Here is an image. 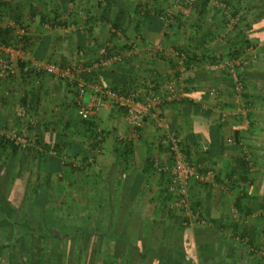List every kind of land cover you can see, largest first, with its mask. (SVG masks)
Here are the masks:
<instances>
[{"label":"crops","instance_id":"obj_1","mask_svg":"<svg viewBox=\"0 0 264 264\" xmlns=\"http://www.w3.org/2000/svg\"><path fill=\"white\" fill-rule=\"evenodd\" d=\"M8 1L26 9L35 1L65 5L64 0ZM220 1L217 5H209L210 0L207 5H172L173 20L168 26L160 18L161 5H89L88 16H81L79 25L72 20L61 25L65 23L61 21L74 19L85 9L71 5L67 11L55 6L51 16L58 10L61 18L47 16L49 23L40 25L39 18L31 24L29 48L40 58L58 59L62 64L82 60L91 65L103 47L109 55L118 53L123 58L95 69L83 96L72 83L50 75L37 80L30 76L24 83L18 76L15 83L0 84V127L11 124L15 105L12 97H3V89L15 88L27 92L36 103V130L41 146L43 139L48 143L28 152L0 145V264H186L177 257L178 250L183 251L177 235L181 233L179 217L164 210V180L156 171L157 165L171 160L164 131L150 117L136 132L112 101L96 115L81 117L79 101L90 100L96 81L115 89L143 91L155 82L158 94L165 95L166 82L178 71V64L172 55L156 51L159 47L185 49L203 62L212 56L229 58L244 49L246 39L258 44L262 50L257 60L240 70L250 102L243 105H251H247L251 127L245 126V115H227L237 106L229 75L211 72L202 63L183 71L186 95L194 100L185 97L161 108L186 157L202 169L213 167L218 184L224 187L229 168L234 164L237 170L244 168L245 150L254 154L262 150L255 142L263 144L264 130L253 120L264 119V0ZM76 26L79 31L72 32ZM76 45L83 48L78 52ZM215 93L222 95V102L214 98ZM97 126L103 131L100 143L94 131ZM231 138L238 143L230 142ZM125 144L128 149L124 151ZM98 146L100 152L95 151ZM202 186L192 183L191 197L198 198L195 202L214 224L184 230L186 255L192 259L189 264L210 263L201 257L199 243L205 250L221 252L220 259L212 260L216 264H245L225 251L245 250L238 244L241 232H248L251 243L264 249V219L258 228L248 229L231 221L225 202L230 201L228 192L216 190L204 196ZM238 196L237 201H242ZM251 196L255 201L263 199ZM234 232L239 233L234 236ZM258 261L264 264L259 258L249 264Z\"/></svg>","mask_w":264,"mask_h":264},{"label":"built area","instance_id":"obj_2","mask_svg":"<svg viewBox=\"0 0 264 264\" xmlns=\"http://www.w3.org/2000/svg\"><path fill=\"white\" fill-rule=\"evenodd\" d=\"M161 20L172 22L173 12L166 10L160 15ZM17 33L18 44L6 43L0 41V84L13 82L19 76L20 72L29 73L31 76L40 79L43 75H52L57 78L66 79L72 83L78 91L79 96H83L87 90L88 81L81 77V74L91 75L94 70L101 66L113 65L122 60L123 56L118 53L108 54L107 48L101 49V58L90 66H83L80 63H75L71 66H62L53 61H45L36 56H32L31 49L24 48L23 40L27 36V28L20 24L11 25ZM156 51L167 55H172L178 64V71L166 82L165 95H160L156 91L155 82L149 84L148 89H115L111 86L96 81L93 86V93L88 102L79 101L80 114L85 118H90L99 113L109 101L116 104L117 107L124 111L125 117L131 127L138 132L142 129L148 118L152 117L156 121V125L165 133L164 141L166 142L171 156L170 162L156 166V171L164 174L167 178L169 192L176 196L173 207L182 211L184 214L185 224L190 226L202 225L205 222V217L200 209H195L189 200V184L194 177L199 180H208L211 177L212 171L198 172L200 164L196 165L190 161L184 151L180 138L171 130V125L168 119L161 113L163 105L169 102L180 101L187 97L189 100H194L186 95L188 84L185 82L183 71H186L189 52L181 48L163 49L159 47ZM259 56L258 49L254 45L245 46L238 56H230L227 59L215 58L214 56L207 58L202 64L210 71H222L230 74L232 77L233 91L237 106L235 109L227 112V115L241 114L245 115V111H241V106H238L241 101L244 91V81L241 78L240 70L250 65ZM19 62L24 63L22 68ZM4 97L15 96L18 99L14 105L15 118L17 125H11L7 128H0V136L13 141L20 147H30L38 143L40 138L34 131L37 114L31 103H24L20 93L15 88L5 87L3 89ZM217 95V94H216ZM218 96V95H217ZM241 111V112H240ZM96 133L100 143L102 137V128L97 126ZM232 143H238L234 138L229 140ZM95 151L100 152L99 146ZM244 153H247L245 150ZM249 158L248 156L246 157ZM125 176V175H123Z\"/></svg>","mask_w":264,"mask_h":264},{"label":"rangeland","instance_id":"obj_3","mask_svg":"<svg viewBox=\"0 0 264 264\" xmlns=\"http://www.w3.org/2000/svg\"><path fill=\"white\" fill-rule=\"evenodd\" d=\"M64 1H65L64 2L65 5H50L51 2H49V1L44 2L45 5H38L37 1H35V3H36L35 5L34 4L27 5L26 6L27 9H26L24 7V5H22V4L21 5H11V3H12L11 1L0 0V12L2 13L1 14V18H0V28L2 27V28L10 29L11 32H10L9 37H11L10 38L11 43L18 44L17 33L15 32V29L12 28L11 26H9L12 23L20 24V25H22V27H25V28H27L28 31H30L31 30V28H30L31 24L35 23V21L39 20V18H41V22L39 23L40 25H43V23L47 24V22L49 23L50 19L47 20V18H48L47 16H50L51 19H53V20L55 18H56V20L59 19L61 14H59V16H57V14L59 13L58 10H57L58 12L56 11V14L53 13V15L51 16V12L50 11H53L55 6H59L58 8L61 9V10H62V8H65L68 11V9H70V6L72 5V7H74L75 9H79L81 11H83L85 9L86 12H83L81 15L78 13L77 16H74V19H73V16H71V18H64L65 20L63 19V21H61V23L64 22V21H65V23H62L61 25H63V24L67 25V23L71 22V20L75 21L76 25H79L80 21L82 20V17L84 18V16H88L89 12H87V11L89 9L88 8L89 5L94 7L96 5H100L99 4L100 1L104 2L105 0H64ZM210 1L211 2H210L209 5H217L218 3L222 2L220 0L219 1L218 0H210ZM198 2H199V0H119L118 4L119 5H161V7H165V8H161L160 7V9L158 10L159 12L161 11V13H162V12H165L166 10H168V9L172 11V7H173L172 5H192V6H195V5H200ZM25 3H28V1L25 2ZM162 5H165V6H162ZM24 10H26L25 11L26 15H24V12H23ZM192 12H193V10L190 12V14ZM36 14L39 15L40 17H37ZM243 15H244V13H243ZM244 16H242L243 17V19H242L243 21L242 22H244L246 20V17H244ZM36 17L38 19L34 20L33 18H36ZM31 20H32V22H31ZM164 22L166 23L167 26L170 23V22H168L166 20ZM167 26H166V29H167ZM75 29L76 30H72V32L73 31H75V32L79 31L77 26L75 27ZM58 33H59L60 36H62V34H63L62 31L58 32ZM254 46L255 47L257 46L258 53L260 54V50H262V47H258V44H255ZM76 47H77V51L78 52H79V49L83 48L80 45H76V46H74V49H76ZM28 49H30V48L28 47ZM31 53H32V56L34 55V56L40 58L39 56L36 55L34 50H32ZM100 58H101V55L96 60L93 61V64L96 61H98ZM41 59H43L45 61H53V62H56V63L62 65V66H71V65H74L76 62L82 64L85 67L86 66H90V65H85L84 61H82V60L72 61V62L69 61L66 64H62V62H60V60L54 59V58H49V59L41 58ZM101 67H104V66H101ZM211 72H216L217 73L219 71H211ZM220 72L224 73L222 71H220ZM219 74L220 73H218V75ZM83 75H87V74H81V77L86 79V77H84ZM224 75H226V74H224ZM228 75L232 79L230 74H228ZM50 76H52V75H50ZM215 76L217 77V75H215ZM52 77H54V76H52ZM19 78L24 83L26 81V79H28L30 77L24 75L23 72H20L19 73ZM58 79L64 80V81H66V83L68 85H71V83L69 81H67L66 79H62V78H58ZM36 80H37V78H36ZM243 81H244V91H243L242 97H241L242 103H240L239 105L240 106L242 105L241 106V108H242L241 111H243V110L245 111V117H246L244 119L245 126L251 127L252 126L251 125L252 122L251 121L248 122L249 120H248V116H247V114L249 113V109H250L249 106L247 107V105H250V104H247L246 106L243 105V103H245V102L246 103H250V102H247V100L245 98V88H246L245 85H246V83H245L244 78H243ZM232 90H233V84H232ZM22 94H24V93H22ZM216 94L217 93H215V97L214 98L215 99H219L218 101L221 100V102H222V98H223L222 95L221 96H219V95L216 96ZM2 95L4 97V92H2ZM88 96H89V94L87 93L85 95V100H87L89 98ZM233 96H234V91H233ZM8 97H12L15 100V103H16V100L18 99L17 97L15 98V96H8ZM232 99L235 100V97L232 98ZM252 107H253V105H252ZM79 113H80V111H79ZM236 115H238V114H236ZM12 116H13L12 117V122H9V123H11V125H17L18 123H17V120L15 118V113L14 114L12 113ZM80 116H81V114H80ZM37 121H38V115H37ZM37 121H36V125H37ZM253 121H254L253 124L255 123L256 127H261L260 130L261 129L264 130V119H263V121L261 119H257V120H253ZM36 125H35L34 131L38 134V132L36 130ZM9 126L10 125L5 124L4 126H2L0 128H7ZM261 134H262V136H261L262 138H260V140H263L264 139V132H262ZM256 141H259V140H256ZM261 142L263 144H261L259 142H257V143L255 142L257 148L261 147V148H259L260 150L262 149L261 151H258V152H256L254 154L251 151L248 152L246 150L247 153L243 154L244 160L247 163V164H244V168L243 169H240V170L235 169V167H234L235 164L231 168H229V173H230L231 170L234 167L235 175L233 176V179H231V177L229 178L228 176H226V178L224 179V183H223L224 187L221 186L222 184L221 185L218 184L219 180L216 179L217 173H216V171H215V169L213 167L210 166V167H207V168H204V169L199 168V170H198L199 173L200 172L206 173L209 170V171H212V174H211V177L208 180H203V181L199 180L198 177H194L191 180L190 184H189V200H190V202L192 204V207L195 208V209H200L202 211L204 217H205L204 218L205 219L204 224L195 225V226H191V227L208 226V225H213L214 224L213 221H210V219L205 216V213L203 212V209H202V207H200L198 202H195V199L197 201L198 198L192 199V197H191L190 186H191L192 183H196V184L199 185V187H201L203 185L202 186V187H204L203 192L205 193L204 196H207L208 195L207 193L210 194V192H213V194H214V193H216V190L221 192V191H223L225 189V191L228 192L227 193V199H230V201H225V202L227 204L226 209L229 212L231 221L232 220L233 221H238L242 226H244L247 229L250 226L253 227L254 225L258 228L257 223L264 219V140L261 141ZM41 144L42 143H35L33 146H30V147L28 146V147H25V148L21 147V148H22L23 151H27V152L29 150L31 151L32 147L34 149L40 150L41 147H42ZM34 154H36V155H34L33 161H36V158H37L38 155L35 152H34ZM247 156L249 157L248 159L246 158ZM61 160L66 165L68 164V161H67L66 158L62 157ZM195 164L198 165L197 163H195ZM221 180H222V178H221ZM236 181H237L238 184L236 183ZM163 187L161 189V193L163 191L165 194L163 193V195L162 194L161 195L165 196L167 194V191ZM237 194L239 195L238 197H241L242 203L240 202L241 200L239 202L237 201ZM252 194L260 195V197H262L263 199H257L255 201L254 199H252V197H254V196H251ZM169 196H170L169 199L164 200V205H163L164 206L163 207L164 210L168 211L169 213L173 212L174 214H176L177 217H179V223L181 221L184 224L185 218H184L183 212L178 210V209H176V208H174L172 206L173 203L176 200V196L171 194L170 192H169ZM232 196L233 197L235 196V198L233 199ZM249 196L251 198L247 199ZM256 197L258 198V196H256ZM253 200L255 201L254 204L252 203ZM237 202L239 204V207H241V209L237 208V206H236ZM215 204L214 203L212 204L213 208H214ZM242 212H245V214H242ZM188 226H190V225H188ZM235 233L236 232H234V236H237L239 232L236 233V234ZM247 234H248V232H247ZM240 238H241V240H240V243H238V244H239V246L240 245L243 246L245 250L242 249L240 251L237 250V251L232 252L231 249L230 250L227 249V251H225L226 256H229V257H231L233 259H235V256L239 257V259L242 260L243 263H245V264H249L250 261L254 262V261L258 260V258L259 259H264V249L262 248V246H260L261 244L260 245L259 244L253 245L251 243V241H250V238L247 237L246 235H244L243 238L242 237H240ZM203 256H205V257H207L209 259V261H210L209 264H216L213 261L217 260V256L219 257L218 259L221 258V252L220 253L217 252V254H216V253H214V251H211L210 249H208V250H205V253H203ZM226 256H224L223 258H226Z\"/></svg>","mask_w":264,"mask_h":264},{"label":"trees","instance_id":"obj_4","mask_svg":"<svg viewBox=\"0 0 264 264\" xmlns=\"http://www.w3.org/2000/svg\"><path fill=\"white\" fill-rule=\"evenodd\" d=\"M208 1L209 0H202L201 1V3H200V5H207V3H208ZM119 3V0H105L104 2L103 1H100L99 2V4L100 5H119L118 4ZM1 12H0V18H1ZM117 26V25H116ZM10 32H11V30L10 29H8V28H0V41H4V42H6V43H11V40H10V38L11 37H9V35H10ZM245 44V46H248V45H253V43H251V42H249V40L248 39H246V41L244 42ZM29 45H30V41L27 39V36H25L24 37V40H23V46H24V48H26V47H29ZM240 52L241 51H237V52H235V53H233L232 55L233 56H238L239 54H240ZM206 58V57H205ZM204 58V59H205ZM204 61V60H203ZM197 62V63H196ZM200 63H202V60H201V58L199 57V56H197V55H193V56H191V55H189V57H188V61L186 62V65H187V70H189V69H191V68H193V66L194 65H196V64H200ZM19 65H21L22 66V68L24 67V63H21V62H19ZM31 73H32V71L31 72H29V73H25L24 75H26V76H31ZM84 77H86V79L88 78V76L89 75H83ZM242 79H243V77H241ZM31 97L28 95V93L27 92H25L24 93V95H23V97H22V101L24 102V103H28V102H30L31 103V107L32 108H34V109H36V103L35 102H33V99L31 100L30 99ZM96 128L97 127H95L94 128V131L96 132ZM103 132V131H102ZM98 133H96V135H97ZM42 137H40L39 139H38V143H41L42 142ZM43 147L45 148L46 146H47V142H45V140L43 139ZM57 144V143H56ZM0 145L1 146H6V147H12V148H14V150L15 151H17V150H19V149H21V147L19 146V145H17L16 143H14L13 141H10V140H8V139H6L5 137H2V136H0ZM58 145V144H57ZM128 147V145L127 144H125V146H124V151L126 150V149H128L127 148ZM130 150H128V152H129ZM43 151H41V152H39V155L41 156ZM242 162H243V164H247L246 163V161L243 159L242 160ZM71 163V162H70ZM154 163V162H153ZM153 166H154V164H152ZM156 165V164H155ZM13 172V171H12ZM235 175V169H232L231 170V172L230 173H228V177L230 178L231 177V179H233V176ZM162 176H163V180H164V187L163 188H165L166 189V191H167V194L164 196V199L165 200H167V199H169L170 198V196H169V189H168V182H167V178L165 177V175L164 174H162ZM216 179L217 180H220L219 178H218V176H216ZM165 191V190H164ZM164 192L162 191V194H163ZM165 194V193H164ZM239 202V201H238ZM238 202L236 203V206H237V208L239 209H241V207H239V204H238ZM241 203H242V201H240ZM175 212V211H174ZM173 213V212H172ZM174 214V213H173ZM176 217H177V215L176 214H174ZM179 226H180V228H181V233H178L177 235H178V237H179V239H180V241H179V243L181 244V246H183L182 247V249H183V251H180V250H178V252L179 253H177V257L179 258V257H182V258H184V260H181V262H184V263H186V264H189V262H192V259H191V257H187L188 255H186V254H188L187 253V251H186V248H185V245L187 246V244H186V241H185V229L187 228V227H189L188 226V224H183L181 221H180V223H179ZM244 235H247V232H241L240 233V235H239V237H244ZM189 242V241H188ZM198 250L200 251L199 253H200V255H201V257H205V256H203V253H205V250H204V245H201L200 243H199V246H198ZM259 262L260 261H258V264H259Z\"/></svg>","mask_w":264,"mask_h":264}]
</instances>
